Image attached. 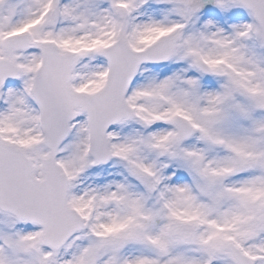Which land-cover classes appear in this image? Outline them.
Masks as SVG:
<instances>
[{
  "label": "snow or ice",
  "instance_id": "6c2138e0",
  "mask_svg": "<svg viewBox=\"0 0 264 264\" xmlns=\"http://www.w3.org/2000/svg\"><path fill=\"white\" fill-rule=\"evenodd\" d=\"M0 264H264V0H0Z\"/></svg>",
  "mask_w": 264,
  "mask_h": 264
}]
</instances>
